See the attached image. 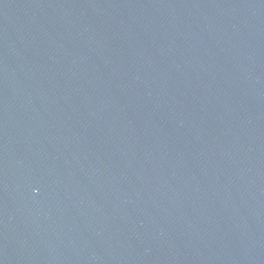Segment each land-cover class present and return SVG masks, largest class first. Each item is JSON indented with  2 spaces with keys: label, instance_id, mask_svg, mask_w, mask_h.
<instances>
[{
  "label": "water",
  "instance_id": "water-1",
  "mask_svg": "<svg viewBox=\"0 0 264 264\" xmlns=\"http://www.w3.org/2000/svg\"><path fill=\"white\" fill-rule=\"evenodd\" d=\"M0 264H264V0H0Z\"/></svg>",
  "mask_w": 264,
  "mask_h": 264
}]
</instances>
